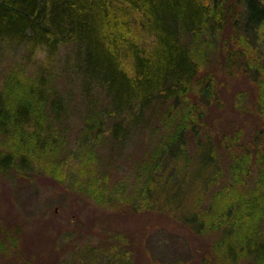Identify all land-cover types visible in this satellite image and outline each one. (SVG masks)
Segmentation results:
<instances>
[{"label": "trees", "instance_id": "16d2710c", "mask_svg": "<svg viewBox=\"0 0 264 264\" xmlns=\"http://www.w3.org/2000/svg\"><path fill=\"white\" fill-rule=\"evenodd\" d=\"M37 52H65L61 85L24 76ZM262 59L264 0H0V179L77 162L70 190L168 215L208 240L201 264H264ZM215 65L258 80L250 140L206 129ZM113 241L88 264H132Z\"/></svg>", "mask_w": 264, "mask_h": 264}, {"label": "rangeland", "instance_id": "374dc122", "mask_svg": "<svg viewBox=\"0 0 264 264\" xmlns=\"http://www.w3.org/2000/svg\"><path fill=\"white\" fill-rule=\"evenodd\" d=\"M64 54L53 64L45 62L42 52H37L28 63L19 62L25 67L24 76L26 72L40 76L46 68L61 85ZM210 73L215 84L206 129L213 138L240 131L244 139L250 140L263 128L255 111L257 78L228 75L217 65ZM134 153L132 162L140 158V154ZM87 163L82 161L81 167ZM79 170L80 164L72 162L63 183L46 174L29 179H0V264H88V256L108 255L116 238L122 241L117 245L132 264L175 259L201 264V258L209 251L208 240L197 237L168 215L99 205L91 197L73 192L78 187L74 181ZM128 170L129 167L122 166L116 178L126 175ZM131 185V181L125 183L126 188ZM113 203L118 204L116 196ZM119 262L112 260L110 264Z\"/></svg>", "mask_w": 264, "mask_h": 264}]
</instances>
